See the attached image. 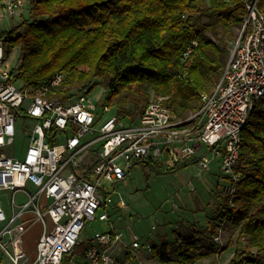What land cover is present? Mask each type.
<instances>
[{
    "label": "built area",
    "instance_id": "obj_1",
    "mask_svg": "<svg viewBox=\"0 0 264 264\" xmlns=\"http://www.w3.org/2000/svg\"><path fill=\"white\" fill-rule=\"evenodd\" d=\"M31 1L0 0V23L22 17ZM245 3L244 29L219 81L201 93V107L186 118L176 117L164 95L151 98L130 123L117 114L104 116L110 110L105 102L99 114L87 87L64 100L48 96L45 88L30 93L14 79L0 38V192L9 195L11 209L6 215L0 199V251L12 264H62L75 254L85 223L95 219L108 228L86 241L77 253L79 264H117L125 251L135 257L150 252L151 245L137 234L126 242L110 217L114 204L128 206L117 186L126 184L131 168L142 161L169 168L195 161L208 170L214 160L220 190L234 193L240 131L254 102L264 97V13L257 0ZM61 79L55 73L50 84ZM16 120L24 123L27 137L22 157L14 154ZM16 193L25 200L16 202ZM34 222L41 232L30 257L22 235Z\"/></svg>",
    "mask_w": 264,
    "mask_h": 264
},
{
    "label": "trees",
    "instance_id": "obj_2",
    "mask_svg": "<svg viewBox=\"0 0 264 264\" xmlns=\"http://www.w3.org/2000/svg\"><path fill=\"white\" fill-rule=\"evenodd\" d=\"M257 8L264 13V0ZM246 14L245 0H32L27 17L0 38L6 53L18 47L14 79L30 93L45 88L64 100L100 84L105 103L127 122H135L152 95L166 96L176 117L186 118L201 107L207 85L219 81ZM55 73L62 79L51 85ZM240 140L234 193H216L204 228L180 225L173 240L153 243L161 262L175 254L179 264H196L213 254L224 225L237 228L251 247H236L227 264H264V97L254 102ZM209 264H217L216 257Z\"/></svg>",
    "mask_w": 264,
    "mask_h": 264
},
{
    "label": "rangeland",
    "instance_id": "obj_3",
    "mask_svg": "<svg viewBox=\"0 0 264 264\" xmlns=\"http://www.w3.org/2000/svg\"><path fill=\"white\" fill-rule=\"evenodd\" d=\"M27 15L28 9L25 8L22 17H15L10 21L3 20L0 23V32L16 25ZM234 31L236 37L230 41L229 53L240 37L242 28H235ZM206 34L211 36L208 31ZM6 56L8 65L16 67L19 56L18 47L11 49ZM214 85L208 84L207 89H213ZM89 95L97 103V111L100 114L101 103L105 102L106 97L104 88L96 84L91 88ZM153 97L152 95L151 98ZM109 107L110 110L103 113L104 116L116 114L115 105L110 104ZM23 125V122L16 120L14 136L16 157L23 156L27 145ZM177 166L179 167L175 170L163 165L146 171L137 164L131 168L127 183L117 186L128 206L123 209L114 204L110 217L111 223L123 231L126 242L130 241L131 234L134 233L139 236L141 243L150 244L152 247L153 243L173 240L174 232L180 231V225L188 226L194 223L199 228H204L207 216L214 213L216 193L220 190V181L217 180L218 168L214 160L210 162L208 170L201 168L195 161ZM33 188L30 185L27 187L28 190H34ZM0 199L6 215L9 216L11 212L9 195L5 191L0 192ZM15 200L22 202L25 197L21 193H16ZM114 200H117L116 196ZM107 228V222L99 219L87 221L80 235V245L84 244L95 231L102 232ZM219 230V241L214 240L211 244L213 254L199 259L196 264H209L214 257L217 259V264H227L236 247L251 248L245 236L238 237L237 228L221 225ZM40 232L41 224L34 222L22 235L24 248L30 257L35 254V245ZM77 253L79 251L73 255L67 254L62 264H79L80 257ZM0 264H12L7 255L1 251ZM117 264H179V262L175 254L169 262H161L151 249L150 252L139 251L137 257L125 251L118 258Z\"/></svg>",
    "mask_w": 264,
    "mask_h": 264
},
{
    "label": "water",
    "instance_id": "obj_4",
    "mask_svg": "<svg viewBox=\"0 0 264 264\" xmlns=\"http://www.w3.org/2000/svg\"><path fill=\"white\" fill-rule=\"evenodd\" d=\"M244 29V24H243V26H242V30ZM241 34H242V32H241ZM241 34H240V36H241Z\"/></svg>",
    "mask_w": 264,
    "mask_h": 264
},
{
    "label": "crops",
    "instance_id": "obj_5",
    "mask_svg": "<svg viewBox=\"0 0 264 264\" xmlns=\"http://www.w3.org/2000/svg\"><path fill=\"white\" fill-rule=\"evenodd\" d=\"M157 166H159V165H157Z\"/></svg>",
    "mask_w": 264,
    "mask_h": 264
}]
</instances>
